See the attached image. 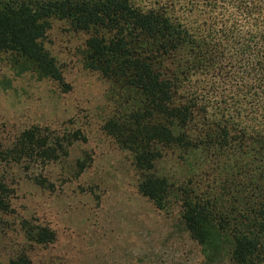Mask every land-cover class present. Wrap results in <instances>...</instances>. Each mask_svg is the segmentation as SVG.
<instances>
[{
  "label": "trees",
  "instance_id": "trees-1",
  "mask_svg": "<svg viewBox=\"0 0 264 264\" xmlns=\"http://www.w3.org/2000/svg\"><path fill=\"white\" fill-rule=\"evenodd\" d=\"M56 22L110 84L103 130L131 153L142 195L177 206L199 244H223L215 264H264V0H0V52L68 87L47 47ZM63 142L39 126L0 137V171L58 159ZM13 198L3 174L0 221ZM24 223L28 241L56 240ZM0 264L34 262L23 250Z\"/></svg>",
  "mask_w": 264,
  "mask_h": 264
},
{
  "label": "rangeland",
  "instance_id": "rangeland-1",
  "mask_svg": "<svg viewBox=\"0 0 264 264\" xmlns=\"http://www.w3.org/2000/svg\"><path fill=\"white\" fill-rule=\"evenodd\" d=\"M83 37L56 22L47 47L59 60L68 87L0 52V137L10 145L32 126L65 140L58 159L1 168L14 188L15 214L0 221V260L28 251L34 264H211L222 244L201 245L177 206L159 209L139 190L131 153L103 125L115 109L110 84L87 69ZM81 138L68 145L66 138ZM63 139V140H62ZM61 153V154H60ZM5 221V222H4ZM47 226L56 240L30 242L24 222Z\"/></svg>",
  "mask_w": 264,
  "mask_h": 264
}]
</instances>
